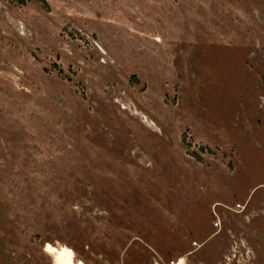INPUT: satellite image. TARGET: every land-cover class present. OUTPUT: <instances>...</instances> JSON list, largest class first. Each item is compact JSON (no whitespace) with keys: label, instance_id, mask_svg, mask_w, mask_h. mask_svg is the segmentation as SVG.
<instances>
[{"label":"rangeland","instance_id":"374dc122","mask_svg":"<svg viewBox=\"0 0 264 264\" xmlns=\"http://www.w3.org/2000/svg\"><path fill=\"white\" fill-rule=\"evenodd\" d=\"M51 247L264 264V0H0V264Z\"/></svg>","mask_w":264,"mask_h":264},{"label":"bare ground","instance_id":"6f19581e","mask_svg":"<svg viewBox=\"0 0 264 264\" xmlns=\"http://www.w3.org/2000/svg\"><path fill=\"white\" fill-rule=\"evenodd\" d=\"M60 250H56V248L51 247L47 249L46 251L49 254L55 256L57 260L59 261V264H76L74 260L75 254L72 250H70L67 247H63L62 250L61 251ZM177 264H182V260L179 261Z\"/></svg>","mask_w":264,"mask_h":264}]
</instances>
